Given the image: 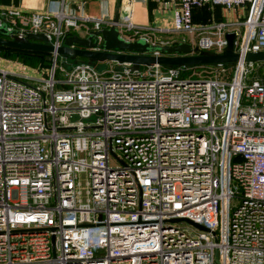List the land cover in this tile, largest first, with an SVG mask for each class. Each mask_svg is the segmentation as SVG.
<instances>
[{"label":"built area","instance_id":"obj_1","mask_svg":"<svg viewBox=\"0 0 264 264\" xmlns=\"http://www.w3.org/2000/svg\"><path fill=\"white\" fill-rule=\"evenodd\" d=\"M72 3L2 6L0 27L55 48L116 26L188 54L221 53L226 33L242 56L264 51V0H166L162 26ZM206 5L225 19L197 22ZM52 56L45 74L0 64V264H264V61L97 70ZM184 218L209 230L173 221Z\"/></svg>","mask_w":264,"mask_h":264},{"label":"water","instance_id":"obj_2","mask_svg":"<svg viewBox=\"0 0 264 264\" xmlns=\"http://www.w3.org/2000/svg\"><path fill=\"white\" fill-rule=\"evenodd\" d=\"M118 18L115 17L114 21ZM101 34L105 51H95L96 35ZM227 46L221 53L200 51L197 54H188L192 51L190 44L180 43L176 45L152 46L143 40L127 41L120 37L116 26L89 31L84 36L67 35L63 44L54 47L48 43L43 34L31 33L24 38H10L5 26L0 27V47L16 50H25L39 53H47L56 56L84 57L97 61H117L130 63L135 66H150L158 64L163 67L233 64L241 58L244 61H264V51L247 52L243 56L234 51V33H226ZM158 50L161 55L153 56L151 53ZM76 114L71 115V120H76ZM94 116L82 119L87 122L94 120ZM173 221H185L204 231L209 229L189 219H175Z\"/></svg>","mask_w":264,"mask_h":264},{"label":"crops","instance_id":"obj_3","mask_svg":"<svg viewBox=\"0 0 264 264\" xmlns=\"http://www.w3.org/2000/svg\"><path fill=\"white\" fill-rule=\"evenodd\" d=\"M51 1L57 0H0V7L2 6H15L24 10L42 11ZM83 4L81 13L96 16V17H109L118 19H124L128 17L131 22L139 26H162L163 21L170 20L173 17L175 6L163 9L161 2L166 0H76ZM125 4H128L124 7ZM67 10L74 8L72 0H67ZM214 9V8H213ZM213 9L211 11H213ZM217 13H219L220 20L225 19V12L221 7H218ZM197 22H207L210 20L219 21L218 16H214V12L211 16H207L201 11L197 14ZM232 15V14H231ZM230 15V17H232ZM217 19V20H216ZM75 35V34H74ZM84 36V35H83ZM102 69L107 64L101 62ZM96 68L97 64H94ZM98 69V68H97Z\"/></svg>","mask_w":264,"mask_h":264},{"label":"rangeland","instance_id":"obj_4","mask_svg":"<svg viewBox=\"0 0 264 264\" xmlns=\"http://www.w3.org/2000/svg\"><path fill=\"white\" fill-rule=\"evenodd\" d=\"M125 6H127L128 9V4H125L124 7ZM84 34H85L84 28H79L75 32V35H79V36H83ZM202 51L211 52L210 50H202ZM79 62H90L91 64L93 65L97 64L98 66L99 64H102L101 62H105V61H97L84 57H73V56H59V58L57 59V63L63 64L66 68H69L73 64ZM0 64L10 69L29 68L31 70H36L39 73L45 74L46 70L49 69V67L53 64V56L50 55L49 60L46 62V61L27 58V56L24 55L10 54L0 50ZM97 68H98L97 70H102L101 65H99ZM109 162L112 165L117 164V162H115L112 159H110Z\"/></svg>","mask_w":264,"mask_h":264},{"label":"trees","instance_id":"obj_5","mask_svg":"<svg viewBox=\"0 0 264 264\" xmlns=\"http://www.w3.org/2000/svg\"><path fill=\"white\" fill-rule=\"evenodd\" d=\"M218 7H220V6L215 5L214 7H210V6L206 5V6L199 8V9H196L194 12V19L195 20L198 19L196 14L201 11L202 13H204L207 16V18L211 16L212 12H214V16L217 15L218 16L217 19L220 20L221 19L219 17L220 14L217 13ZM212 9H213V11H211ZM69 35H71V34H69ZM0 50L5 51V52L10 53V54L24 55V56H27V58L46 61V62L49 60V56H50V54H47V53H39V52H32V51H25V50H16V49H10V48H6V47H0ZM226 65H230V64H226Z\"/></svg>","mask_w":264,"mask_h":264}]
</instances>
